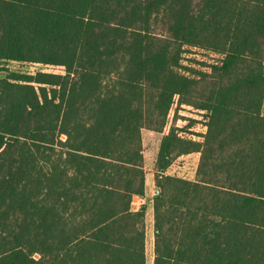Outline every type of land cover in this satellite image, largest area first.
Returning a JSON list of instances; mask_svg holds the SVG:
<instances>
[{"label":"trees","instance_id":"1","mask_svg":"<svg viewBox=\"0 0 264 264\" xmlns=\"http://www.w3.org/2000/svg\"><path fill=\"white\" fill-rule=\"evenodd\" d=\"M1 59L65 74L0 80V264H148L142 131L176 100L207 132L162 140L153 264H264V0H0Z\"/></svg>","mask_w":264,"mask_h":264},{"label":"rangeland","instance_id":"2","mask_svg":"<svg viewBox=\"0 0 264 264\" xmlns=\"http://www.w3.org/2000/svg\"><path fill=\"white\" fill-rule=\"evenodd\" d=\"M156 29L160 30L159 28ZM191 50L192 54L188 53L189 57L199 62L203 61L212 64L220 61L222 58L220 55L206 50L194 48ZM184 64L187 65V62ZM194 68L199 70L200 66L195 63ZM39 72L63 75L65 74V68L63 66L45 65L42 63L0 60V80L7 77L9 73L35 75ZM196 94L197 96L203 94L202 84L196 87ZM205 115L206 112L192 106L186 104L179 106L176 100L168 114L167 125L161 132L150 129H144L142 131L144 169L147 172V192L145 196L134 199V208L140 209L143 204L146 205L148 264H153L154 258V198L157 197L155 191L160 190L157 185L156 164L162 140L165 135L169 134L171 128L175 127L183 130L180 134L184 135V137L195 141H202V136L207 132ZM199 162L200 153L181 156L168 168L166 175L188 181H195ZM35 258L38 259L39 256H35Z\"/></svg>","mask_w":264,"mask_h":264},{"label":"built area","instance_id":"3","mask_svg":"<svg viewBox=\"0 0 264 264\" xmlns=\"http://www.w3.org/2000/svg\"><path fill=\"white\" fill-rule=\"evenodd\" d=\"M155 195H160V190H156L155 191ZM134 204H135V200L133 201V203H132V206H133V208H134ZM135 209V208H134ZM135 210H137V209H135Z\"/></svg>","mask_w":264,"mask_h":264},{"label":"crops","instance_id":"4","mask_svg":"<svg viewBox=\"0 0 264 264\" xmlns=\"http://www.w3.org/2000/svg\"><path fill=\"white\" fill-rule=\"evenodd\" d=\"M135 198H136V197H135ZM135 198H134V199H135ZM137 210H139V209H137Z\"/></svg>","mask_w":264,"mask_h":264}]
</instances>
